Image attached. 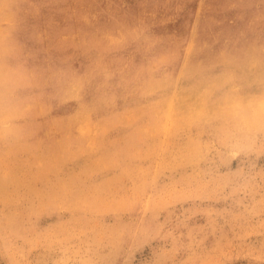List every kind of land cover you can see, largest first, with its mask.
<instances>
[{
  "label": "rangeland",
  "instance_id": "rangeland-1",
  "mask_svg": "<svg viewBox=\"0 0 264 264\" xmlns=\"http://www.w3.org/2000/svg\"><path fill=\"white\" fill-rule=\"evenodd\" d=\"M18 3L0 0V264H264V117L247 139L232 123V142L202 132L197 165L167 159L196 128L137 140V162H102L100 138L84 154L54 126L38 127L51 120L47 104L29 102V115L20 104L22 83L39 76L33 46L41 70L51 65L43 18L30 33L10 12ZM249 95L264 108L263 89ZM106 138L125 143L121 130Z\"/></svg>",
  "mask_w": 264,
  "mask_h": 264
},
{
  "label": "bare ground",
  "instance_id": "bare-ground-1",
  "mask_svg": "<svg viewBox=\"0 0 264 264\" xmlns=\"http://www.w3.org/2000/svg\"><path fill=\"white\" fill-rule=\"evenodd\" d=\"M18 1L10 12L26 17L30 33L43 18L51 65L41 70L33 46L39 76L22 83L20 104L27 115L29 102L47 104L51 120L38 127L54 126L84 154L100 138L102 162H137V140L165 135L170 142L196 128L200 136H188L167 159L197 165L207 148L202 132L232 142V123L247 139L256 114L264 117L249 95L264 90V0ZM113 130L122 131L124 145L108 142Z\"/></svg>",
  "mask_w": 264,
  "mask_h": 264
}]
</instances>
